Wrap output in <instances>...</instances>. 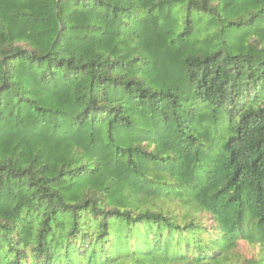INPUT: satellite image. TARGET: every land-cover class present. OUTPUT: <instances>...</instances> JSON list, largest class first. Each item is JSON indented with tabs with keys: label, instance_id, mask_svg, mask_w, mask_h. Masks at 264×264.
I'll return each mask as SVG.
<instances>
[{
	"label": "trees",
	"instance_id": "obj_1",
	"mask_svg": "<svg viewBox=\"0 0 264 264\" xmlns=\"http://www.w3.org/2000/svg\"><path fill=\"white\" fill-rule=\"evenodd\" d=\"M264 246V0H0V264H221Z\"/></svg>",
	"mask_w": 264,
	"mask_h": 264
},
{
	"label": "rangeland",
	"instance_id": "obj_2",
	"mask_svg": "<svg viewBox=\"0 0 264 264\" xmlns=\"http://www.w3.org/2000/svg\"><path fill=\"white\" fill-rule=\"evenodd\" d=\"M141 259V258H139ZM135 257H123L114 264H138ZM159 260H147L146 264H156ZM221 264H264V246L261 242H250L245 239L238 240L233 253L228 260Z\"/></svg>",
	"mask_w": 264,
	"mask_h": 264
}]
</instances>
